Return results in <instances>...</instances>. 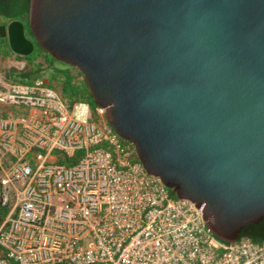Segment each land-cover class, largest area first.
<instances>
[{
    "label": "water",
    "instance_id": "water-1",
    "mask_svg": "<svg viewBox=\"0 0 264 264\" xmlns=\"http://www.w3.org/2000/svg\"><path fill=\"white\" fill-rule=\"evenodd\" d=\"M28 22L217 239L264 220V0H31ZM0 35L34 51L20 21Z\"/></svg>",
    "mask_w": 264,
    "mask_h": 264
},
{
    "label": "built area",
    "instance_id": "built-area-1",
    "mask_svg": "<svg viewBox=\"0 0 264 264\" xmlns=\"http://www.w3.org/2000/svg\"><path fill=\"white\" fill-rule=\"evenodd\" d=\"M0 264H264L139 161L106 111L45 84L0 87Z\"/></svg>",
    "mask_w": 264,
    "mask_h": 264
},
{
    "label": "trees",
    "instance_id": "trees-1",
    "mask_svg": "<svg viewBox=\"0 0 264 264\" xmlns=\"http://www.w3.org/2000/svg\"><path fill=\"white\" fill-rule=\"evenodd\" d=\"M31 0H0V17H4L9 20H17L24 24L25 36L33 43L34 51L29 55L23 57L29 64H34L37 59H44L52 73L50 80L59 79L62 84V94L67 98L71 104L76 102L88 103L91 110L95 112L97 106L92 98L91 92L86 85L85 81L77 82L76 76L72 73V67L62 64L61 67H56V60L53 59L48 53H46L36 42L29 28V14H30ZM0 53L4 57H11L15 55L12 52L9 43L0 38ZM19 56V55H18ZM22 58V56H19ZM42 65H38V69L35 68L27 73L15 74V71L8 74L12 83L19 84H42L40 83V68ZM77 76L82 77V74L78 72ZM48 86L52 87L51 83ZM8 208L0 207V221L3 222L8 214ZM247 238L254 243H264V220L259 225L249 226L243 229L240 239Z\"/></svg>",
    "mask_w": 264,
    "mask_h": 264
},
{
    "label": "rangeland",
    "instance_id": "rangeland-1",
    "mask_svg": "<svg viewBox=\"0 0 264 264\" xmlns=\"http://www.w3.org/2000/svg\"><path fill=\"white\" fill-rule=\"evenodd\" d=\"M57 62V61H56ZM38 65H42L41 66V70H40V83L48 85L49 83H51L52 87H54L56 90L62 92V84L59 81V79H54L53 81L50 80L51 78V73H52V69L50 70V68L48 67V65L45 63L44 59L40 58L37 59L34 64H29L27 60L22 58H19L18 55H12L11 57H4L1 53H0V87H2L3 85L6 84H11V78L8 77V74L15 71V74H19V73H27L32 71L33 69L37 68ZM37 66V67H36ZM61 67L62 63L57 62L56 63V67ZM38 69V68H37ZM78 70L76 68L72 69V73L73 75L76 76V81L77 82H81L84 80L83 76L79 77L77 76L78 74ZM85 81V80H84ZM5 110L3 108L0 107V115L4 114ZM2 223L0 221V227L2 226Z\"/></svg>",
    "mask_w": 264,
    "mask_h": 264
},
{
    "label": "flooded vegetation",
    "instance_id": "flooded-vegetation-1",
    "mask_svg": "<svg viewBox=\"0 0 264 264\" xmlns=\"http://www.w3.org/2000/svg\"><path fill=\"white\" fill-rule=\"evenodd\" d=\"M15 21H17V20H9V19H5L4 17H0V27H2V26H8L10 23L15 22ZM0 38L6 40L9 43L8 37H1V35H0Z\"/></svg>",
    "mask_w": 264,
    "mask_h": 264
},
{
    "label": "bare ground",
    "instance_id": "bare-ground-1",
    "mask_svg": "<svg viewBox=\"0 0 264 264\" xmlns=\"http://www.w3.org/2000/svg\"><path fill=\"white\" fill-rule=\"evenodd\" d=\"M104 109V108H103ZM105 110V109H104Z\"/></svg>",
    "mask_w": 264,
    "mask_h": 264
}]
</instances>
